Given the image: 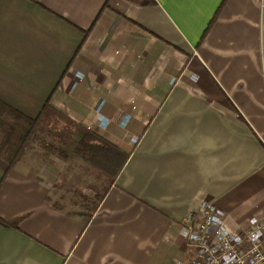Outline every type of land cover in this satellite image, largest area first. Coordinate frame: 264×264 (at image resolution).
<instances>
[{"label":"crops","instance_id":"1","mask_svg":"<svg viewBox=\"0 0 264 264\" xmlns=\"http://www.w3.org/2000/svg\"><path fill=\"white\" fill-rule=\"evenodd\" d=\"M48 99L128 159L24 149L0 264H185L199 200L227 232L264 217V0H0V101Z\"/></svg>","mask_w":264,"mask_h":264},{"label":"trees","instance_id":"2","mask_svg":"<svg viewBox=\"0 0 264 264\" xmlns=\"http://www.w3.org/2000/svg\"><path fill=\"white\" fill-rule=\"evenodd\" d=\"M30 145H37L62 159L70 152L76 153L97 168L112 173L113 177L128 159V154L57 110L50 99L35 118H29L0 101L2 180Z\"/></svg>","mask_w":264,"mask_h":264},{"label":"built area","instance_id":"3","mask_svg":"<svg viewBox=\"0 0 264 264\" xmlns=\"http://www.w3.org/2000/svg\"><path fill=\"white\" fill-rule=\"evenodd\" d=\"M223 220L211 202H197L182 221L186 246L193 251L185 264H264V217L237 232L225 231Z\"/></svg>","mask_w":264,"mask_h":264},{"label":"rangeland","instance_id":"4","mask_svg":"<svg viewBox=\"0 0 264 264\" xmlns=\"http://www.w3.org/2000/svg\"><path fill=\"white\" fill-rule=\"evenodd\" d=\"M187 263V262H186Z\"/></svg>","mask_w":264,"mask_h":264}]
</instances>
